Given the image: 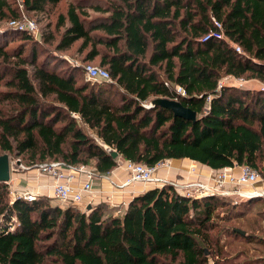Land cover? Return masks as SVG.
<instances>
[{"label": "trees", "instance_id": "trees-1", "mask_svg": "<svg viewBox=\"0 0 264 264\" xmlns=\"http://www.w3.org/2000/svg\"><path fill=\"white\" fill-rule=\"evenodd\" d=\"M64 1L0 0V22H47L43 45L25 31L0 33V157L27 168L85 165L99 175L120 161L190 160L215 171L249 166L264 177V90L219 88L226 77L264 84V0H79L57 13ZM213 18L242 54L225 41L202 42ZM71 51L111 82L86 81L85 69L61 55ZM158 98L181 102L197 121L146 108ZM11 196L0 182V264H235L223 238L264 247V238L231 226L245 204L188 198L170 185L123 212ZM249 262L241 264L264 257Z\"/></svg>", "mask_w": 264, "mask_h": 264}, {"label": "built area", "instance_id": "built-area-1", "mask_svg": "<svg viewBox=\"0 0 264 264\" xmlns=\"http://www.w3.org/2000/svg\"><path fill=\"white\" fill-rule=\"evenodd\" d=\"M21 22L22 21H12L9 24L11 28H14L18 31H36V25L33 21H29L26 23ZM213 23L215 29H212L206 36H204L202 42H207L212 39L225 41L236 52L242 54L243 49L226 36L223 24L215 18H213ZM85 73L89 82H111V76L109 72L99 66L87 65L85 67ZM249 81L251 80L226 77L220 82L219 88L227 84L226 82H236L239 87H246ZM177 93L182 97L187 96L186 91L182 87L177 88ZM210 100L211 98L209 99V101ZM169 162L170 161L163 162L155 166L126 162L125 171L128 173L127 180L124 183L116 186L114 185L113 187L115 190H123L132 185L152 184L154 186H157V188H163L166 185H170L173 186L177 192L193 199H202L208 196L226 197L232 195H237L239 197L246 198L247 200L255 199L257 197L264 198V190H259L256 187L261 178L260 173H258V171L252 167H240L241 173L239 176H235L230 171L232 168L224 169L223 172L215 175L213 179L214 185L212 187V185H206L200 181L180 184L158 177L159 171L161 169L170 167ZM18 167V171H20V173L27 170H33V168H27L24 165ZM34 168V170H37L41 175L50 177L52 179L53 198L61 204L83 208L86 206H92V204L94 203L97 196L94 187L97 179H99V173L94 168H90L85 165L67 166L61 162L42 164ZM199 170V164L193 162L190 167V173L198 174ZM77 180L82 181L81 184L76 185L75 182ZM235 186L249 187L251 188V190L247 192H232L230 189L231 187ZM12 196L14 199L23 198L26 201L31 202L35 201L39 197V194L29 189H19L17 191H12ZM108 204L112 208H118V205L116 203L110 201L108 202Z\"/></svg>", "mask_w": 264, "mask_h": 264}, {"label": "crops", "instance_id": "crops-1", "mask_svg": "<svg viewBox=\"0 0 264 264\" xmlns=\"http://www.w3.org/2000/svg\"><path fill=\"white\" fill-rule=\"evenodd\" d=\"M256 84L259 87L263 85L258 80H251L248 82L246 87L249 85ZM264 86V85H263ZM125 161H120L119 166L108 175H98L99 179L95 184V193L97 194L96 199L92 206H95L101 202L108 203L113 202L118 205L120 212L126 210L129 203L137 196L146 193L147 191L157 188L154 185H132L123 190H115L114 185H120L124 183L128 178V173L125 171ZM190 160H171L169 162L170 167L163 168L159 171L158 177L167 179L171 182H177L180 184H186L188 182L200 181L206 185H214V177L216 174L223 172L212 171L210 168L200 166L198 174L190 173V167L192 165ZM235 176H239L241 173L240 167H236L230 170ZM16 181V182H15ZM82 181L77 180L76 185L81 184ZM11 191H17L19 189H29L39 194V197L46 196L53 199V181L50 177L41 175L37 170H27L22 173H15L12 171L10 183H8ZM259 190H264V186L258 187ZM58 202V201H57ZM59 205H62L58 202ZM83 207L85 211L89 207Z\"/></svg>", "mask_w": 264, "mask_h": 264}, {"label": "rangeland", "instance_id": "rangeland-1", "mask_svg": "<svg viewBox=\"0 0 264 264\" xmlns=\"http://www.w3.org/2000/svg\"><path fill=\"white\" fill-rule=\"evenodd\" d=\"M79 0H65L61 5H59L58 9H57V13L64 11L67 8V5L71 2H78ZM55 16H53V18H51L49 21H52V19H54ZM29 21H33L36 25V31L35 32H28L29 34H31L35 40H37L39 43L42 44V40H43V33L45 31L46 28V24L47 22L44 23H37L35 22L34 19L30 18L28 15L24 17V19L22 20L21 23H26ZM9 20H5V21H1L0 22V33L7 28H11L10 24L8 23ZM18 42L15 41L13 43H11V45H16ZM43 45V44H42ZM50 49H54V47H49ZM63 59H66L67 62L75 67H81L82 69L87 66V65H93V66H98L97 62H94L92 64H85L83 63V55L79 56L75 53V51H71V52H65L63 54H61ZM84 79L86 81L87 80V76L86 73H84ZM228 85H234V86H238V84L236 82H226ZM259 85V84H258ZM256 84H252L249 85L250 89L252 90H262L263 91V85L261 87H259ZM245 87V86H243ZM149 105V104H147ZM1 153V152H0ZM25 166V165H24ZM11 168L15 173H18L20 171H18V165L15 159H13V161L11 162ZM33 169H35L33 167ZM261 178L259 180V182L257 183L258 187L260 186H264V177L260 174ZM16 182V181H15ZM256 185V186H257ZM24 189V188H22ZM232 192L234 191H241V192H247L249 190H251V188L249 187H231L230 189ZM13 197V196H11ZM219 197H223V199H229L231 201V203L234 204H245V206H239V209H243V211L245 212V214L243 216H241L240 218H238L237 220H233L231 222V226L236 228V229H241L243 231H245L248 235L249 234H254L257 235V237L260 238H264V198H259V199H255V201H250L247 202L246 198H242L239 197L237 195H232V196H219ZM53 205H59V203L55 200L52 201ZM109 205V204H108ZM60 207H62L63 209L68 208L70 206L67 205H59ZM110 206V205H109ZM82 212H86L84 208H78ZM239 209L237 211H239ZM239 213V212H238ZM226 237V236H225ZM256 237V238H257ZM223 241L225 242L224 245V251L226 253H229L231 256V258H235V264H241L244 263L245 261H250L249 263H251V261H253L254 259H257L259 257H264V247L262 245H259L255 242H248L246 239H240V238H235L231 235H229L226 238H223ZM231 243V244H228ZM208 254V252H207ZM262 264V263H260Z\"/></svg>", "mask_w": 264, "mask_h": 264}, {"label": "water", "instance_id": "water-1", "mask_svg": "<svg viewBox=\"0 0 264 264\" xmlns=\"http://www.w3.org/2000/svg\"><path fill=\"white\" fill-rule=\"evenodd\" d=\"M153 107H162L168 109L173 112L175 117L184 118L193 122L197 121L198 114L193 111L191 108L184 106L181 102L177 100L167 99V98H158L153 100L146 108ZM107 151L117 159L120 157V154L111 148H107ZM18 166H21V161L17 162ZM12 168L10 163V158L8 154L2 155L0 157V182L9 183L11 180ZM261 197H257L255 199H259ZM92 207H89L88 210H91ZM238 233L242 235H246V232L242 230H236Z\"/></svg>", "mask_w": 264, "mask_h": 264}]
</instances>
